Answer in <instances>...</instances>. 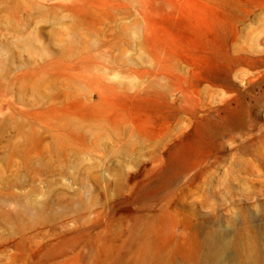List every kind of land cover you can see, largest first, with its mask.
Returning <instances> with one entry per match:
<instances>
[{"label": "rangeland", "instance_id": "rangeland-1", "mask_svg": "<svg viewBox=\"0 0 264 264\" xmlns=\"http://www.w3.org/2000/svg\"><path fill=\"white\" fill-rule=\"evenodd\" d=\"M199 226L264 257V0H0V264H184Z\"/></svg>", "mask_w": 264, "mask_h": 264}, {"label": "bare ground", "instance_id": "bare-ground-1", "mask_svg": "<svg viewBox=\"0 0 264 264\" xmlns=\"http://www.w3.org/2000/svg\"><path fill=\"white\" fill-rule=\"evenodd\" d=\"M201 132V128H196V135ZM196 142L187 141L174 148L169 155L172 163L170 171L163 176L157 185H162L172 179L177 170V164L185 167V160L188 156L196 153ZM140 230V229H139ZM200 237H196L193 242L192 252L187 257L184 264H264V257L254 239H248L246 245L238 246L228 234L220 231L216 227L195 229ZM149 232L146 237L149 236ZM135 239L139 240L140 235L135 233ZM100 264H177L166 248L159 245L156 240L147 241L139 252V256L129 260L124 256H118L113 260L100 261Z\"/></svg>", "mask_w": 264, "mask_h": 264}]
</instances>
